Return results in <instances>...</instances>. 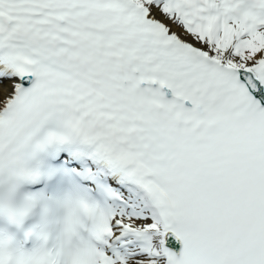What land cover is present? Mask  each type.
<instances>
[{
  "label": "bare ground",
  "instance_id": "1",
  "mask_svg": "<svg viewBox=\"0 0 264 264\" xmlns=\"http://www.w3.org/2000/svg\"><path fill=\"white\" fill-rule=\"evenodd\" d=\"M143 1L145 3H150V0ZM166 17L168 20H171L167 15ZM177 32L183 37L197 42L203 46L207 52L209 51L225 61L235 62L242 66L252 64V61L256 57L264 54V33L262 39H260L259 34L240 36L241 31L231 29L228 25H223L213 20H206V22L198 26H181L177 29ZM3 80L4 81L0 84V101L7 94L12 84L11 79L5 78ZM132 220L137 227H157L156 217L151 215V210L149 208L145 211L142 218H135ZM145 262L146 264L157 263L155 259H145Z\"/></svg>",
  "mask_w": 264,
  "mask_h": 264
}]
</instances>
